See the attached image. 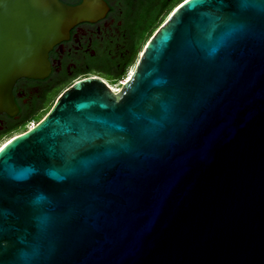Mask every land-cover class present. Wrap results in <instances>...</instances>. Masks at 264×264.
Listing matches in <instances>:
<instances>
[{"label": "water", "instance_id": "water-1", "mask_svg": "<svg viewBox=\"0 0 264 264\" xmlns=\"http://www.w3.org/2000/svg\"><path fill=\"white\" fill-rule=\"evenodd\" d=\"M105 0H0V114ZM0 264H264V0H187L117 91H65L0 150Z\"/></svg>", "mask_w": 264, "mask_h": 264}, {"label": "flooded vegetation", "instance_id": "flooded-vegetation-1", "mask_svg": "<svg viewBox=\"0 0 264 264\" xmlns=\"http://www.w3.org/2000/svg\"><path fill=\"white\" fill-rule=\"evenodd\" d=\"M62 1L78 5L83 0ZM105 1L110 10L103 19L76 25L70 38L50 52L51 72L47 78H23L16 83L13 94L19 112L14 117L0 114V141L20 128H28V123L38 124L59 97L78 82L100 77L109 85L117 83L118 77L129 70L133 57L141 52L151 29L161 26L166 13L164 0ZM169 3L172 9L176 0Z\"/></svg>", "mask_w": 264, "mask_h": 264}, {"label": "rangeland", "instance_id": "rangeland-1", "mask_svg": "<svg viewBox=\"0 0 264 264\" xmlns=\"http://www.w3.org/2000/svg\"><path fill=\"white\" fill-rule=\"evenodd\" d=\"M186 0H180V2H178L177 4L174 5V7L170 10V12L168 14L165 15L164 17V20L162 21L161 23V26L163 24L166 23V21L169 19L170 15L183 3L185 2ZM160 26V27H161ZM158 30V29H157ZM157 32V31H156ZM154 32L153 34L149 35L148 36V40L144 42L143 46H142V49H141V52L139 53V56L135 62V64L129 69V72L127 74V77H126V80H128V78L134 73L135 71V68L139 62V59L146 47V44L149 43V41L151 40L152 36L156 33ZM125 80V81H126ZM124 80L122 81H119L117 83H111L110 81V84L113 85L116 89H120L122 87V83L125 82ZM48 110H46L44 113H47ZM43 117V116H42ZM44 119V118H43ZM32 125L31 126H28V128H20L19 130L15 131L14 133L8 135L7 137L3 138L1 141H0V150L7 144L9 143L10 141H12L14 138H16L17 136L19 135H22L24 134L25 132H27L29 129H31L32 127L36 126L37 125V121H35L34 123H31Z\"/></svg>", "mask_w": 264, "mask_h": 264}, {"label": "trees", "instance_id": "trees-1", "mask_svg": "<svg viewBox=\"0 0 264 264\" xmlns=\"http://www.w3.org/2000/svg\"><path fill=\"white\" fill-rule=\"evenodd\" d=\"M178 2H180V0H176V4H177ZM172 4H173V3H172ZM171 6H172V5L169 3V0H164V8H165V10H166V11H165V12H166L165 15L168 14V13L170 12ZM158 27H159V25L153 27V29H151L149 35H151V34H153L154 32H156ZM159 28H160V27H159ZM159 28H158V29H159ZM139 52H140V51H138L137 54H136V56L133 57V59H132L130 65H129V66H130L129 69L135 64V62H136V60H137V58H138V54H139ZM128 72H129V70H128L126 73H124L123 75L119 76L118 79H117V82L122 81V79H125V78L127 77ZM32 122H34V121H32ZM27 126H31V124L28 123Z\"/></svg>", "mask_w": 264, "mask_h": 264}, {"label": "built area", "instance_id": "built-area-1", "mask_svg": "<svg viewBox=\"0 0 264 264\" xmlns=\"http://www.w3.org/2000/svg\"><path fill=\"white\" fill-rule=\"evenodd\" d=\"M123 84H125V82L122 83V85H123ZM110 86H111V88L113 89V91H115V92H117V91L119 90L118 88H117V89H114V88L112 87L113 85H110Z\"/></svg>", "mask_w": 264, "mask_h": 264}, {"label": "bare ground", "instance_id": "bare-ground-1", "mask_svg": "<svg viewBox=\"0 0 264 264\" xmlns=\"http://www.w3.org/2000/svg\"><path fill=\"white\" fill-rule=\"evenodd\" d=\"M131 76H132V75H131ZM131 76L128 78V80L131 78ZM128 80H127V81H128ZM127 81H126V82H127ZM126 82H125V83H126ZM112 87H113L114 89H116L114 86H112ZM34 127H35V126H34Z\"/></svg>", "mask_w": 264, "mask_h": 264}, {"label": "snow or ice", "instance_id": "snow-or-ice-1", "mask_svg": "<svg viewBox=\"0 0 264 264\" xmlns=\"http://www.w3.org/2000/svg\"><path fill=\"white\" fill-rule=\"evenodd\" d=\"M186 2H187V0H186Z\"/></svg>", "mask_w": 264, "mask_h": 264}]
</instances>
